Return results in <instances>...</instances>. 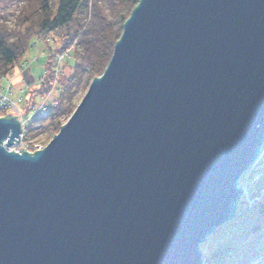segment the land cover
<instances>
[{
    "label": "water",
    "instance_id": "water-1",
    "mask_svg": "<svg viewBox=\"0 0 264 264\" xmlns=\"http://www.w3.org/2000/svg\"><path fill=\"white\" fill-rule=\"evenodd\" d=\"M21 133L0 116V264H202L264 145V0H139L58 132Z\"/></svg>",
    "mask_w": 264,
    "mask_h": 264
},
{
    "label": "trees",
    "instance_id": "trees-1",
    "mask_svg": "<svg viewBox=\"0 0 264 264\" xmlns=\"http://www.w3.org/2000/svg\"><path fill=\"white\" fill-rule=\"evenodd\" d=\"M103 1L108 14L100 0H27L17 15V30L11 29L0 16V78L14 69L33 44V38L46 39L53 34L58 40L54 48L57 53L73 48L71 74L60 77L67 80L65 86L50 109L35 112L25 122L23 140L32 142L47 122L53 133L59 130L75 108L74 87L85 74L91 80L103 72L123 24L139 0ZM47 75L46 82L30 89L33 95L49 90L54 74ZM31 96L26 106L35 108ZM245 181L251 204L242 198L235 217L217 227L201 244L203 264H246L264 250V153L240 177L239 183Z\"/></svg>",
    "mask_w": 264,
    "mask_h": 264
},
{
    "label": "rangeland",
    "instance_id": "rangeland-1",
    "mask_svg": "<svg viewBox=\"0 0 264 264\" xmlns=\"http://www.w3.org/2000/svg\"><path fill=\"white\" fill-rule=\"evenodd\" d=\"M26 2L27 0H0V16L6 20V23L11 29L17 30L18 23L16 18L19 11L25 6ZM100 4L103 6V8H105L106 13L108 14L109 10L105 2L100 0ZM57 45L58 40L53 34H50L46 39L33 38V44L27 50L23 58L17 62L14 69L8 75H6L5 78L3 77L1 81L0 94H2L1 96H6L9 99L10 105L6 108L0 109V116L8 112L14 113L18 112V110H21V118L23 120H20L25 124V122L35 112L48 110L52 107V104L58 98L61 87H64L66 84L65 82H67V80L64 79V81L60 79V77L64 75L65 78L71 74V65L74 60L72 56L73 48H69L64 52L57 53L54 49ZM49 60H51L50 63H48ZM49 72L54 74V76H51L49 80V82H51L49 90L45 91V93L37 92L33 95L30 89L42 84L44 80L46 82V78L48 76L47 74ZM91 80L88 74H85L82 78V81L74 87L75 94L72 101L74 107H76L82 99ZM9 86L10 88H8ZM28 96L32 97L30 102L33 101V103H35V108H29L26 106L27 102H29ZM54 134L55 133H53L50 124L47 122L40 128L38 135L32 139V143L42 144L43 148L54 136ZM24 142L29 141L24 140ZM21 146H23V144L19 140L8 148L9 150L13 149L14 151H20ZM246 181L244 183H239V186H242L244 189L241 199L245 198L251 204V196L249 194ZM261 262L264 264V250L260 251L252 259L248 260L246 264H260Z\"/></svg>",
    "mask_w": 264,
    "mask_h": 264
},
{
    "label": "built area",
    "instance_id": "built-area-1",
    "mask_svg": "<svg viewBox=\"0 0 264 264\" xmlns=\"http://www.w3.org/2000/svg\"><path fill=\"white\" fill-rule=\"evenodd\" d=\"M2 94H0V109L2 108H6L10 105L9 103V99L6 96H1ZM5 106V107H4ZM21 142L24 141L23 140V133H21L20 135V139ZM25 148L28 150H34V147H37L38 149L42 148L40 145L36 144V143H23ZM43 146V145H42Z\"/></svg>",
    "mask_w": 264,
    "mask_h": 264
},
{
    "label": "bare ground",
    "instance_id": "bare-ground-1",
    "mask_svg": "<svg viewBox=\"0 0 264 264\" xmlns=\"http://www.w3.org/2000/svg\"><path fill=\"white\" fill-rule=\"evenodd\" d=\"M4 78H5V77H4ZM2 79H3V78H0V84H1ZM8 88H10V86H9ZM10 111H11V109H10ZM12 113H13V112H12ZM6 114H7V113H5L4 115H1V116H5ZM13 114L18 115V118H19V119H22V118H21V117H22L21 110H18V112H14ZM22 120H23V119H22ZM22 126L24 127V123H22ZM23 127H22V128H23ZM22 133H23V132H22ZM23 143H32V142H24V141H22V144H23ZM32 144H33V143H32ZM36 144H38V145H40V146L42 147V144H39V143H36ZM23 146H24V144H23ZM24 147H25V146H24ZM36 149H38V148H37V147H34V150H36ZM26 150H28V149H26ZM34 150H33V151H34ZM28 151H30V150H28ZM33 151L31 150V152H33ZM263 153H264V145H263V147H262V149H261V153H260L259 158L263 155ZM259 158L257 159V161L259 160ZM257 161L254 163V165L257 163ZM254 165H253V166H254ZM253 166H252V167H253ZM252 167H251V168H252ZM251 168H250V169H251ZM247 171H248V170H247ZM215 230H216V229H215ZM215 230H214V231H215ZM212 233H213V232H212ZM208 236H209V235H208ZM208 236H207V237H208ZM202 251H203V250H202ZM203 262H204V260H203ZM202 264H203V263H202Z\"/></svg>",
    "mask_w": 264,
    "mask_h": 264
}]
</instances>
